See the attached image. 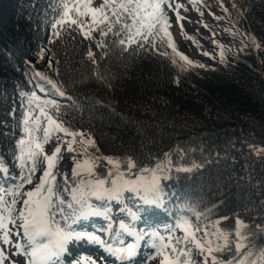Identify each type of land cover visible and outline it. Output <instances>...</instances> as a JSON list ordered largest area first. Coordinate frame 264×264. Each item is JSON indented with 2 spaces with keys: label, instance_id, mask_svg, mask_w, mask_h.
I'll use <instances>...</instances> for the list:
<instances>
[{
  "label": "trees",
  "instance_id": "trees-1",
  "mask_svg": "<svg viewBox=\"0 0 264 264\" xmlns=\"http://www.w3.org/2000/svg\"><path fill=\"white\" fill-rule=\"evenodd\" d=\"M90 1L64 3L84 12ZM209 3L215 9L214 20L235 31L223 35V63L221 48L199 31L190 35L196 41V57L182 51L166 9L170 39L160 33L164 39L155 37V48H140L121 46L112 34L93 32L85 39L77 25L61 22L53 27L57 9L63 8L58 0H0V156L9 168V176L0 183L11 187L19 182L9 177L20 175L13 151L23 135L22 120L29 108L32 115L46 118L40 114L43 107L70 131L93 139L95 147L88 148L92 155L131 156L151 167L168 153L175 167L191 169L173 168L172 179L163 184L174 195L140 227L167 234L166 228L179 219L195 221L199 213L201 226L219 219L220 227L231 232L239 218L246 225L241 230L251 237V249L264 250V152L254 150L264 149V0ZM76 12L70 15L83 21ZM99 41H104L102 47H96ZM90 50L95 62L87 55ZM177 53L194 64L188 65ZM33 93L39 100L30 105ZM52 100L58 112L44 103ZM79 139L76 152L62 148L54 170L58 184L65 176L72 182L73 157L84 159L78 154L85 147ZM128 206L135 210L131 202ZM119 207L112 205L115 220L125 218ZM85 224L99 228L105 221L91 218ZM147 247L142 241L141 252Z\"/></svg>",
  "mask_w": 264,
  "mask_h": 264
},
{
  "label": "snow or ice",
  "instance_id": "snow-or-ice-1",
  "mask_svg": "<svg viewBox=\"0 0 264 264\" xmlns=\"http://www.w3.org/2000/svg\"><path fill=\"white\" fill-rule=\"evenodd\" d=\"M58 2L63 8L57 9L58 17L54 19L53 27L61 22L69 26L77 25V30L85 39H90L93 32H98L102 37L112 34L118 38L116 43L121 46L136 44L144 48L146 44H152L155 48V37L161 41L164 39L160 33L170 39L168 29L171 25L166 7L176 11L178 20L182 19L178 12L182 5L175 0H104L100 8L89 9L93 26L85 31L83 21L78 23L70 16L71 12L79 9L75 5L69 7L64 0ZM232 7L235 8L236 4L233 3ZM224 11L228 10L225 8ZM97 13H100V20L96 18ZM79 14L85 16L87 13L79 11ZM65 17L69 19L65 21ZM193 42L196 43L194 39ZM103 44L104 41H99L96 47ZM169 46L176 51L174 45ZM219 47L223 63V46ZM256 47L260 46L257 44ZM87 55L95 62L91 50ZM180 59L188 65L194 64L186 56L180 55ZM172 62L177 63L175 59ZM36 75L47 80L40 73ZM47 83L59 96H65L51 80H47ZM37 100L39 98L33 93L29 104ZM44 103L51 104L59 111L55 100ZM39 110L46 117L47 124L42 125L39 116L33 118L29 108L22 120L23 135L16 141L13 151V162L20 175L9 178L19 182L11 187L0 183V242L13 245L16 249L13 255L25 256V264H65L64 258L71 251L70 245L77 250L81 247L92 249L99 256L97 260L91 255L80 254L71 258V264H136L142 241L153 249L149 258L158 259L159 264H264V250L254 252L251 249V237L241 230L246 225L239 218L231 232H225L220 227L222 221L219 219L201 226L198 223L199 213L195 221L179 219L174 226L166 228V235L161 234L159 229L140 227L146 224L145 217L164 208L166 197L174 195L166 192L163 184V181L172 179L170 173L175 167L170 155L165 153V158L155 161L151 167L144 166L131 156L92 155L88 148L95 147L93 139L89 137L85 140L84 133L70 131L58 119L48 115L43 107ZM58 133L71 139L62 140L49 155L44 151V146L53 137L60 140ZM77 137L80 138L79 143L85 145L78 153L84 159L80 161L73 157L72 182L69 183V178L65 176L63 183L58 184L54 170L62 158V147L66 145V151L76 152L74 145L78 142ZM254 150L264 152V149ZM41 164L45 168L38 183L25 191V185H33V178ZM175 170L191 171L179 167H175ZM8 176L9 168L0 156V180ZM9 196L12 197L10 200L7 199ZM128 202L133 204L135 210L128 206ZM113 203L120 205L117 211L125 218L113 219ZM91 218L103 219L105 224L99 228L94 224H85ZM176 232L180 235H176ZM14 236L18 238L15 242ZM7 259L9 257L0 249V264Z\"/></svg>",
  "mask_w": 264,
  "mask_h": 264
},
{
  "label": "rangeland",
  "instance_id": "rangeland-1",
  "mask_svg": "<svg viewBox=\"0 0 264 264\" xmlns=\"http://www.w3.org/2000/svg\"><path fill=\"white\" fill-rule=\"evenodd\" d=\"M104 2V0H91L87 6L86 9H84V12L87 13L84 16L83 25L85 31H88L93 26L92 24V14L89 11L90 8H100L101 4ZM176 3H179L182 5L181 8L178 9L180 17L182 19H177V13L176 11H173L170 8H165L168 12V15L170 17L171 23H172V35L177 42L178 45L181 46L182 51L186 52L188 56L191 58L196 57V48L194 47L192 42V37L190 35L196 34L197 31L201 32L205 38L209 40L210 43H212L214 46L216 45L219 47L221 45L220 43L223 42L224 34H230L231 36L235 34V31H233V28L230 27L232 25H228V30H225L224 27L216 20H214V11L215 9L210 7L209 0H195V2H190V0H175ZM76 12V11H75ZM78 14V17H80V14ZM71 16V15H70ZM99 13L96 14V18L98 20ZM72 19H77L71 16ZM78 20V19H77ZM82 20H78V23ZM182 26V27H181ZM236 31L237 29L234 28ZM190 37V38H186ZM215 41V43L213 42ZM39 116V113H34L33 118ZM42 125L47 124L46 118H40ZM60 137V140H57L55 137L44 146V151L51 155V153L54 151L55 147L65 139H71V137H65L63 133L57 134ZM66 149V145L63 146ZM62 147V148H63ZM62 153V152H61ZM60 153V154H61ZM45 165L41 164L38 166V169L35 173V176L33 178V185H27L24 190L31 189L34 184L38 183L40 176L42 175L44 171ZM12 197H9L10 200ZM20 205H17V208H19ZM11 228L12 226L9 225ZM15 231V229H13ZM176 235H180L179 232L175 233ZM166 235V234H165ZM18 238L13 237V241L15 242ZM21 243L23 241H20ZM70 253L66 254L65 256V264H71V258L75 256H79L80 254H86L91 255L97 260L99 259V256L96 251L92 249H84L83 247L79 248L78 250L74 245H70ZM0 249L4 250L5 256H8L9 259L4 261V264H12L13 261H15V264H25L26 257L23 255H13L15 253L16 249L13 245H4L2 242H0ZM153 249L151 247H147L144 251L141 252L139 250V254L136 257V264H159L158 259H150L149 257L152 255ZM119 264V262H117Z\"/></svg>",
  "mask_w": 264,
  "mask_h": 264
}]
</instances>
